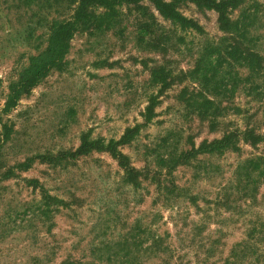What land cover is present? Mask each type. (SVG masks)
<instances>
[{"label": "rangeland", "instance_id": "obj_1", "mask_svg": "<svg viewBox=\"0 0 264 264\" xmlns=\"http://www.w3.org/2000/svg\"><path fill=\"white\" fill-rule=\"evenodd\" d=\"M107 1L88 8L62 69L5 113L10 85L80 0H0V264H264V96L248 95L244 67L236 92L216 96L202 82L221 61L233 73L224 51L239 38L187 0L177 10L199 31L154 0ZM246 10L264 59V0L230 4L229 20ZM212 44L220 54L205 53ZM200 96L226 110L202 117ZM132 129L118 149L139 186L109 152L82 153ZM247 131L261 140L245 141ZM229 133L241 135L231 149L200 150Z\"/></svg>", "mask_w": 264, "mask_h": 264}, {"label": "trees", "instance_id": "obj_2", "mask_svg": "<svg viewBox=\"0 0 264 264\" xmlns=\"http://www.w3.org/2000/svg\"><path fill=\"white\" fill-rule=\"evenodd\" d=\"M122 2L124 0H121ZM128 2L138 3L141 0H127ZM183 1L186 0H172L171 2H163L160 0H154L157 11L165 18L174 21L173 23L179 24L182 29L186 30H197L199 31L200 27L194 23L193 20L183 17L177 10V6L180 5ZM195 3L200 7H204L208 10H215L219 13V22L221 30L224 33H230V31L235 32V36L239 39H233L226 50L224 51L229 60L233 61L236 65L233 73L228 70V67H223L224 61H221L220 64H213V68L208 69L205 74L204 79L202 80L205 87L212 85L213 88L217 91L216 96H222L225 93L232 92L228 90V86L233 88V92H236L238 88V72L236 73L237 67L247 68L249 71V78H252L251 82H247L251 88H246L249 96H252L253 93L258 97L264 96V59L257 52L259 49V41L256 40L254 34L251 32V29H254L253 26L258 21V17L255 13L252 15L250 10H246L242 16V20L236 22H231L228 18V12L230 4L234 7V4L238 0H187ZM108 4H110L108 6ZM114 1L107 0H80L78 8L73 16V19L70 21L60 22L53 26L51 33L48 39L47 48L41 53L31 56L29 58L28 66L25 67L22 72L19 74V77L16 82L12 83L9 88V94L4 105L3 112L8 113L17 107L20 99L23 95L33 90L38 84L48 76V74L55 69H62L64 66V59L70 50V43L75 34L79 31V24L82 22L86 23L90 20V14H88V8L94 6H104L106 8L114 7ZM109 23L111 21L108 20ZM226 39L222 40L223 44ZM219 45L212 44L209 45L205 50V53H221V47ZM223 47V46H222ZM205 70V69H204ZM203 70V71H204ZM216 75H221V82L216 81ZM229 76V77H228ZM231 79V83L227 82L228 79ZM260 87V88H258ZM154 102V101H152ZM198 106L200 110V115L204 118H207L212 115V117L220 116L217 115L218 110L225 111L221 106L222 102H215L207 97L200 96L199 100L193 102ZM153 104L147 108L146 117L147 120H150L152 117V108ZM215 114V115H213ZM7 128V127H6ZM136 132V129L128 131V134L124 136L119 142H109L108 144L102 143L101 141H94L86 144L83 148V154L88 152L97 151L109 152L115 159L118 160V164L126 171V173L131 174L132 182L135 186L139 182V174H134V169H132L128 163V158L120 152L118 146L126 145L129 141V135H133ZM241 136L238 133H229L219 140H214L210 144L202 145L201 149L204 154L208 153H218L224 152L227 149H231L232 146L236 145L238 137ZM243 138L245 141L250 142L251 144H257L261 140V136L255 134L252 131H247L243 133ZM247 163H253V160L248 161ZM52 197H47L42 202L43 204V214L45 213L46 207L48 208L52 203ZM40 210V209H39ZM48 213V212H47ZM132 253L126 251L124 257L130 256ZM111 257V256H110ZM64 264H76L74 262H67Z\"/></svg>", "mask_w": 264, "mask_h": 264}]
</instances>
